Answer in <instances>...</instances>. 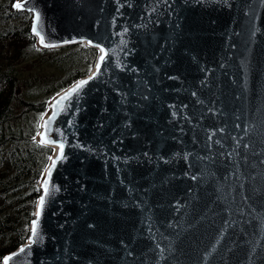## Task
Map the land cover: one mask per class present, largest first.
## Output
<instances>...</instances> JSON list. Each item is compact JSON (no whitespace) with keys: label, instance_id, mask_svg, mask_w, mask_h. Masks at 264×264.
<instances>
[{"label":"water","instance_id":"95a60500","mask_svg":"<svg viewBox=\"0 0 264 264\" xmlns=\"http://www.w3.org/2000/svg\"><path fill=\"white\" fill-rule=\"evenodd\" d=\"M18 2L99 72L54 122L39 239L2 264H264V0Z\"/></svg>","mask_w":264,"mask_h":264},{"label":"trees","instance_id":"16d2710c","mask_svg":"<svg viewBox=\"0 0 264 264\" xmlns=\"http://www.w3.org/2000/svg\"><path fill=\"white\" fill-rule=\"evenodd\" d=\"M14 1L0 0V264L29 234L54 153L34 139L42 114L54 96L89 74L97 55L84 42L42 46L31 32L33 13Z\"/></svg>","mask_w":264,"mask_h":264},{"label":"snow or ice","instance_id":"6c2138e0","mask_svg":"<svg viewBox=\"0 0 264 264\" xmlns=\"http://www.w3.org/2000/svg\"><path fill=\"white\" fill-rule=\"evenodd\" d=\"M16 7L20 8V7H23V5H21L20 3H17L15 5ZM35 19L37 21V25L39 24V22L41 21V16H40V13L39 12H36L35 14ZM37 25H34L33 28H32V32L34 35L36 36H39V41H40V44L41 45H44L45 47H55V45H52V44H46L45 43V37L41 34V31L38 30V27ZM125 31H127L125 29ZM89 44H91L92 42L89 41L88 42ZM121 43H123V41H121ZM98 49H99V52L101 53L99 55V63L100 64H103V62L108 58V51H106L102 46H99L97 45ZM99 72V67L97 69V72L96 73H93V75L89 76L88 80H81L79 81L75 87H73L70 91H65V93L63 95H59V99H55V103H53L51 105L52 107V115L48 117V119L44 120V123L42 125V127L44 128V133H37L38 135H41L42 138L41 140L39 141V143L41 145L43 144H56L57 141L56 140H53V139H50V132L52 131L51 129V125L54 123V121L56 120L57 116L59 115V112L57 111V109H59L60 111H63V107H62V104L64 101L68 100L69 97L73 94V93H76L78 92L85 84L88 83L89 80H92L95 78V76L98 74ZM43 119V114H42V117ZM41 127V125H38V128ZM59 132V130H57ZM35 139V137H34ZM59 148H60V155L57 157V159H61L63 157V148H64V144L63 142H60L59 143ZM55 164H56V160H53V163H52V167H55ZM47 173H48V176H51V168H49L47 170ZM54 190H57L54 188ZM49 195V187H48V181H45L44 182V195L40 197V200H39V206H40V209L42 211L43 209V206L45 204V198ZM39 212L35 213V215L39 216ZM37 226H38V221L37 220H33L32 221V228H31V233H32V237L33 238H36V239H39V234H38V231H37ZM36 239H32L30 241L29 244H26L24 247H22L19 251L21 253L25 252L26 249L30 248V244L31 243H35L36 242ZM13 255H16V254H13ZM12 257L11 256H8V257H5L4 258V261H5V264H7V262L9 260H11Z\"/></svg>","mask_w":264,"mask_h":264},{"label":"bare ground","instance_id":"6f19581e","mask_svg":"<svg viewBox=\"0 0 264 264\" xmlns=\"http://www.w3.org/2000/svg\"><path fill=\"white\" fill-rule=\"evenodd\" d=\"M37 40L39 41V36H37ZM39 42H40V41H39ZM100 54H101V53H100ZM96 63H97V64H96V67H97V66L100 64V63H99V57H98ZM81 80H84V77L78 79L75 83H73V84L70 85L68 88H66L65 90H63L62 92H60L59 95H63V94L65 93V91H70V90H71L73 87H75V85H76L79 81H81ZM54 98H55V99H59L58 94L52 98L53 100L51 99V100L49 101V104H48V106H49L48 111H47V113L44 114L43 119H41V123H40V125H41V131H42L43 133H44V128L42 127V125H43V123H44V120L48 119V117L52 115V107H51V105H52L53 103H55V99H54ZM65 102H66V101L63 102L62 106L64 105ZM57 111L60 112L59 109H57ZM54 122H55V121H54ZM53 125H54V123L51 125V129H52V131L50 132V137H49V138H50V139H53V140H56L57 143H56V144H51V145H52V148L54 149V153H53V155L51 156V159H50V161H49V164L47 165V167H46V169H45V171H44L43 179L41 180V183H40V184H42V187H43V188H44V182H45V181H48L49 178H50V176H48L47 170H48L49 168H51V173H52L53 169L55 168V167H52L53 160H56V164H57V162H58V160H59V159H57V157L60 155L59 143H60V142H63V144L65 145V143H64L63 140L54 137V135H53ZM63 149H64V148H63ZM56 164H55V166H56ZM4 264H5V261H4ZM7 264H9V263L7 262Z\"/></svg>","mask_w":264,"mask_h":264},{"label":"rangeland","instance_id":"374dc122","mask_svg":"<svg viewBox=\"0 0 264 264\" xmlns=\"http://www.w3.org/2000/svg\"><path fill=\"white\" fill-rule=\"evenodd\" d=\"M18 1H19V0H16V1H14V3H13V6H14L15 8H18V7L15 6L17 3H19ZM38 43H39V42H38ZM50 99H51V98H50ZM52 100H53V99H52ZM47 103H48V102H47ZM46 107H47V105H46ZM48 108H49V106H48ZM48 108H47V111H48ZM45 110H46V109H45ZM46 113H47V112H46ZM39 122H40V121H39ZM38 125H40V124H38ZM38 132H39V133H43V132L41 131V127L38 128L37 133H38ZM37 133H36V135H35V138H36L37 141H40L41 138H42V136H41V135H38ZM42 176H43V175H42ZM41 179H42V178H41ZM39 183H40V182H39ZM41 185H42V184H41Z\"/></svg>","mask_w":264,"mask_h":264}]
</instances>
